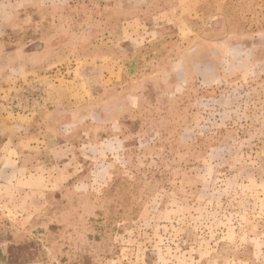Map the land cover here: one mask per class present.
Returning <instances> with one entry per match:
<instances>
[{
    "label": "rangeland",
    "instance_id": "1",
    "mask_svg": "<svg viewBox=\"0 0 264 264\" xmlns=\"http://www.w3.org/2000/svg\"><path fill=\"white\" fill-rule=\"evenodd\" d=\"M0 264H264V0H0Z\"/></svg>",
    "mask_w": 264,
    "mask_h": 264
}]
</instances>
